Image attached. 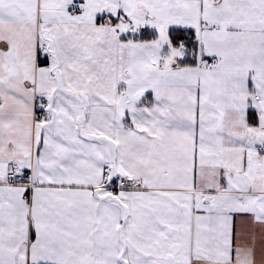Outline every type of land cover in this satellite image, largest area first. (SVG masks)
<instances>
[{
	"label": "snow or ice",
	"instance_id": "1",
	"mask_svg": "<svg viewBox=\"0 0 264 264\" xmlns=\"http://www.w3.org/2000/svg\"><path fill=\"white\" fill-rule=\"evenodd\" d=\"M0 264H264V0H0Z\"/></svg>",
	"mask_w": 264,
	"mask_h": 264
}]
</instances>
